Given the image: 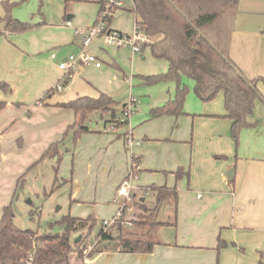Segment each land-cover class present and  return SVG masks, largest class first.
<instances>
[{"label": "crops", "instance_id": "1", "mask_svg": "<svg viewBox=\"0 0 264 264\" xmlns=\"http://www.w3.org/2000/svg\"><path fill=\"white\" fill-rule=\"evenodd\" d=\"M4 1L0 0V17L5 14ZM66 1H45L55 18L43 21L42 27L21 33L4 31L0 36V82L11 86L9 92L0 91V99L7 102L0 113V183L12 182V187L26 166L45 158L50 145L73 123L74 111L57 103L101 93L115 99L120 93L111 80L98 83L86 77L88 68L96 67L86 65L75 72L62 92L40 101L61 76L58 63L64 61L63 50L72 40L65 26L76 17L68 14ZM104 1H93L98 3L97 13ZM14 8L12 15L20 18ZM133 9L134 5L127 10ZM3 26L0 23V28ZM160 38L149 37L148 43ZM81 43L82 39L76 43L78 48H82ZM53 53L57 58L51 57ZM229 55L244 75L258 79L257 86L264 95V0H239ZM114 62L118 64L116 59ZM176 87L175 81H167L160 103L152 102L153 94L142 87L144 93L139 96L147 106L129 132L140 144L129 146L124 136L110 128L111 122L105 129L95 122L93 128L98 131L85 133L75 149L66 152L73 157L72 179L78 186L88 185L87 181L90 186L100 174L120 179L131 159L140 180H157L148 186L177 188L176 205L170 199L160 205H166L167 218L157 220L167 225L133 230L157 242L151 253L104 250L86 258L87 264H264V102L257 101L249 117L255 125L242 129L236 147L232 120L225 116L223 91L211 101L191 100L189 106L184 103L182 115L153 117L151 110L173 98ZM127 100L120 101L118 108ZM129 125L132 127L131 120ZM134 156L140 158L137 166ZM180 167L189 175L176 178L174 172ZM146 190L137 185L132 195L140 193L142 202L147 200L145 195L153 196L152 208L157 204V191ZM79 191L76 187L74 196ZM123 201L124 197L118 201V208ZM5 205L2 203L0 210ZM220 241L225 243L221 248ZM105 254L110 258L102 262Z\"/></svg>", "mask_w": 264, "mask_h": 264}, {"label": "trees", "instance_id": "2", "mask_svg": "<svg viewBox=\"0 0 264 264\" xmlns=\"http://www.w3.org/2000/svg\"><path fill=\"white\" fill-rule=\"evenodd\" d=\"M27 0L3 3L5 14L0 17V36L4 31L14 33L26 32L36 25L13 17L12 9ZM136 13V26L144 31L148 37L161 38L148 45L156 58H163L169 62V69L165 73L142 76L147 84H156L161 81H175L176 93L173 98L151 110L152 116L182 115L188 86L183 78L194 80V91L202 101L213 100L220 91L224 92L226 117L232 120L231 136L236 147L240 143L243 128L254 126L249 121L257 101L264 102V95L257 86V78L250 79L234 63L229 55L231 34L234 20L238 12L239 0H132ZM43 3V0H41ZM99 14L105 4L101 2ZM117 9V8H116ZM115 9V10H116ZM113 12L108 16V23L113 19ZM0 91L9 92L8 82H0ZM56 90L50 87L40 99L44 102ZM7 102L0 99V113ZM58 106L71 108L74 111V121L66 129L65 135L73 134L74 142L88 132L98 131L89 126V116L99 111L102 116L110 115L111 125L117 128L116 132L124 136L127 142L128 122L120 121V111L123 113L125 104L118 108L120 102L106 93L98 97L80 95L69 101L57 103ZM110 125V126H111ZM122 129H125L123 131ZM60 142H54L46 150L49 154L61 160ZM134 166L140 158L134 156ZM135 170V168H133ZM183 168L175 170L176 178L189 175ZM146 189L157 191V204L148 207L145 202L139 203V211L131 217L129 201L121 208L119 215H114V222L109 228L103 222L96 238L89 243L97 223L93 215L79 217L65 215L57 222L62 223V231L41 233L38 229L22 228L15 223V214L12 203L3 207L0 215V264H27L28 256L33 253L32 264H71V253L75 252L81 264H87L85 258L95 253L112 250L125 253H151L157 244L146 233L128 230V225L135 223L138 226H162L166 222L157 220L155 210L159 209L164 201L170 199L177 202V188L150 185ZM136 195H132L134 199ZM176 208V207H175ZM155 209V210H154ZM135 216L137 218H135ZM79 235L82 238L76 239ZM225 243L220 241L221 248ZM92 245L88 254L85 250Z\"/></svg>", "mask_w": 264, "mask_h": 264}, {"label": "rangeland", "instance_id": "3", "mask_svg": "<svg viewBox=\"0 0 264 264\" xmlns=\"http://www.w3.org/2000/svg\"><path fill=\"white\" fill-rule=\"evenodd\" d=\"M45 1L43 0L42 3L41 0H27L25 3L14 8V11L20 15V18L14 16V14L13 16L22 21L38 24L34 29L40 28L43 21L55 18V13L50 11L48 5H45ZM93 1L97 0L66 1L68 3V14L75 15L76 19L72 21V26H65L72 40L66 49L63 50V53L66 55L64 60L72 53L79 54L81 52V48H78L76 43L80 42L82 35L75 33L76 28L91 27L99 18V12L97 13L98 3ZM132 8L131 0H125L124 5L120 9H116L117 11L114 9L110 26L133 34L135 31V14L133 10L131 12L127 10ZM60 22L61 20H58V23ZM87 51L97 55L101 59L103 67L102 69L87 67L89 72L85 75L86 77H90L98 83H106L111 80L116 91L120 92L118 97H115V100L119 102H123L125 97L128 99L127 101L132 97L136 98L137 102L134 112L127 118L132 123V127L129 125V122L126 126L130 132V129H133L135 126L133 124L135 119L140 118L144 107L147 106L141 96H139L141 93H144L142 87L148 89L153 94L152 102L160 103L161 99L165 96V94L161 93L165 90L164 84L167 81H161L156 84H142L143 82L139 78L167 72L169 62L166 59L154 57L148 45L139 52H134L129 46L116 47L107 45L104 42V35L96 37L87 47ZM114 59L118 61L117 65H115ZM109 68L113 69H110V72H108ZM183 83L188 86L185 100L187 106H189L191 100L200 102L199 100L201 99L197 97L194 91V80L184 77ZM58 92L60 91H56L55 93L58 94ZM192 106L194 107V105ZM119 113L121 116L122 113L120 111ZM90 119H92V122H90ZM110 119V115L102 116L99 111H94L89 116V126L92 128L93 123L98 122L105 129V124H110V122H107ZM65 132L62 138L58 140L60 142L61 160L59 161L57 157L47 154L45 158L34 161L31 166L27 165L23 173L17 177L18 180L14 181L13 187L12 182L8 185L0 183V205L2 203L3 205L12 203L16 225L22 228L38 229L41 233L62 231L63 225L57 222V220L62 219L65 215L70 214L79 217L93 215L97 218V223L92 235L89 237V243H92L96 238L101 223L104 220H111L117 214L118 201L122 200V197L118 194V189L123 180L128 178L129 173L133 170L131 159L126 172H124L120 179L113 180L114 176L109 178L108 174H100L98 178L92 179L90 186V181H87L88 185L80 184L78 186V183L73 182L72 179L75 171L73 157L67 153L75 149L79 139L85 133L75 143L72 132L67 136ZM67 148L68 150H66ZM133 171L136 173V177L131 180L134 186H143L145 190L148 184L157 182V180H153L146 183V180H140V173L138 171ZM76 187L80 188L78 196H74ZM96 187L97 190L95 191ZM90 188L91 190L89 191ZM130 196L132 198V192ZM145 196L147 197L146 205L151 207L150 203H152L153 196ZM140 202H142L140 193L134 199L129 200L132 209V213H128L130 217L139 211ZM165 208L166 205H163L159 209H154L157 218H167ZM2 211L3 208H1L0 213ZM135 218L137 217L135 216ZM139 227L135 223H132L128 225L127 229L133 231ZM109 258L110 256L105 254L101 261L104 262ZM71 264H81L75 252L71 253Z\"/></svg>", "mask_w": 264, "mask_h": 264}, {"label": "built area", "instance_id": "4", "mask_svg": "<svg viewBox=\"0 0 264 264\" xmlns=\"http://www.w3.org/2000/svg\"><path fill=\"white\" fill-rule=\"evenodd\" d=\"M125 0H107L103 6L102 11L99 14L97 22L88 28H76V33L82 35V48L79 54H70L67 60L61 61L58 63V68L62 71L61 76L58 80L52 85L56 91H61L69 80L73 77L75 72L79 71L82 66L86 65H95L96 67L102 66V61L94 53H89L87 47L94 41L98 36L104 35V42L110 46L122 47L129 46L134 52L142 51L143 45L149 41V37L144 33V31L138 28L135 24V31L133 34L122 32L110 26L107 19L108 16L113 12L114 9H118L124 5ZM66 25H72L71 21H66ZM53 59L57 58V54L53 53L51 55ZM136 98L132 97L129 101L125 103L124 111L120 118L121 122H129L127 118L134 112L136 106ZM110 128L114 131L117 128L113 125ZM127 143L129 146L135 144H140L137 141H134L132 135L128 132ZM136 177V173L132 170L129 173V177L124 179L122 184L119 186L118 194L119 196L124 197L123 203L120 204L117 214L121 213V208L123 205L131 200V192L135 188L132 183V178ZM114 222V218L111 220H104L103 226L105 228L111 227ZM92 248V245L85 250V254H88L89 250ZM33 252H31L27 259V264H32ZM87 258V257H86ZM85 258V259H86Z\"/></svg>", "mask_w": 264, "mask_h": 264}, {"label": "water", "instance_id": "5", "mask_svg": "<svg viewBox=\"0 0 264 264\" xmlns=\"http://www.w3.org/2000/svg\"><path fill=\"white\" fill-rule=\"evenodd\" d=\"M123 131H125V130H123ZM230 174L232 175V174H233V171H230ZM80 239H81V235L78 236V238L76 239V241H78V240H80Z\"/></svg>", "mask_w": 264, "mask_h": 264}]
</instances>
